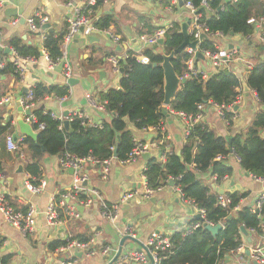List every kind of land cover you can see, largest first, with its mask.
Here are the masks:
<instances>
[{
	"label": "crops",
	"instance_id": "obj_1",
	"mask_svg": "<svg viewBox=\"0 0 264 264\" xmlns=\"http://www.w3.org/2000/svg\"><path fill=\"white\" fill-rule=\"evenodd\" d=\"M1 1L3 4L0 8V43L4 47L10 48L11 54H0V70L6 63H13L14 59L19 56L10 45L12 40H17L20 45L36 48L39 56L29 57L32 61L26 64L25 72L22 75L17 72V79L13 75L0 74V92H4L1 98H10L9 101L0 105L1 124L7 128L0 138V173L4 178V183H0V193L6 195L15 210L24 212L23 208L27 210L30 204L36 211L35 231L27 235L21 234L17 228L9 225L0 215V256H11L9 264H59L63 257L57 251L59 246L54 250H49L48 246L57 240L66 243L67 236L77 240L84 237L86 240L95 237L98 243H108L118 249L121 238L128 235L127 232H124V227L128 226L133 234L130 236L135 240L126 239L123 242L121 252H125L144 247L147 238L152 235L171 236L179 230H188L191 222L195 220L194 216L198 213V208L184 200L174 184L162 186L148 200L135 197L125 203H119L116 225L101 217L99 204L97 200H94L89 206L77 203L78 207L82 206L81 210L78 209V218H72L65 228H55L46 222L43 211L46 210L51 197L69 188L72 181L70 168L61 166L62 157L60 154L43 155L40 164L41 174L38 180H44L46 185L40 193L32 194L24 185L26 180L33 177L25 170L27 157L23 148L19 149L22 152L21 156L19 152L10 151L5 140L8 134L17 141L27 136L21 132V127L18 124V120L26 122L27 117L24 113L27 109L21 105L20 100L37 83L46 86L66 85L68 93L62 97L47 94L43 98L33 101L30 108L31 113L42 109L54 118L61 120L62 125L63 121L68 120L71 115L83 116L89 123L98 127H101L103 122H110L112 114L105 108L101 110L91 105L86 98L87 95H90L94 101L98 102V92L118 87L119 79L126 71V67L123 73L114 70L110 58L121 57V60H125L127 52L131 51L135 53V58L141 61L143 56L140 55V52L143 45L139 41L141 35L139 31L143 26L142 18L158 28L168 26L175 21L182 25L184 22H190L187 9L180 6L179 2L173 4L169 1L167 5H164L159 0H108L100 5L95 4L91 14L94 26L91 34L84 36L79 32L69 42H64L62 38L60 63L51 68L47 55L42 54L43 50L46 52L43 41L47 32L53 33L54 36L63 32V37L66 34V17L74 11L73 7L68 5V0ZM72 3L74 6L81 7L85 4V0H72ZM33 14H38V17H46L47 22L45 23H50V27L43 28L45 24L43 23L40 31H31L27 24V18ZM103 15H110L113 18V24L105 30H100L95 27V22ZM259 19H263L262 24L260 26L253 24L254 31L250 36L241 34L211 36L215 47L229 49V46L232 45V50H235L239 55V59L232 63L234 72L240 80H244L246 68H248L244 64L245 61L250 66L254 62L253 58L256 56L254 46L264 44V18L255 20ZM259 59L264 61L263 51ZM63 65H68L71 72L70 77L77 79L73 85L67 84V78L63 75ZM121 67H123V63L119 65V68ZM194 67L205 76H208L216 68L211 66L204 56L195 60ZM24 89H27L25 93ZM235 105L237 108L234 110ZM164 106L167 110L168 106ZM263 106L259 103L253 90L245 92L241 85V92L237 95L234 103L230 105V108H226V111L233 114L231 123L219 115L220 106L212 103H207L204 106L205 111L202 112L200 121L205 122L216 134L230 137L246 132L255 114L264 109ZM64 113L67 114V117L64 116ZM29 124L33 132L38 134L39 130H34L32 123ZM127 127L135 139L151 145L147 151L150 156L162 159V155L157 149V143L150 141L156 133L153 129L139 130L132 123H128ZM186 127L185 117L173 111L167 112L162 126L168 141L165 148L167 151L180 152L185 143ZM260 135L264 137V130L260 132ZM146 160L147 158H143L142 154L128 162H121L113 158L106 178L101 176L100 167L87 164L84 170L87 176L85 186L97 190L101 197L109 203L118 202L123 192L144 189L143 170ZM224 160L231 167V174L222 178L220 182H215L216 178L213 176L208 182L218 195H220L219 190H223L224 193L221 195L224 196L233 192L243 193L244 196L239 201V207L247 206L252 210L256 200L264 193V180H257L243 170L238 159L232 153ZM152 199H155V202H152ZM248 235L251 242H247L242 234L243 244L241 246L243 250L227 254L219 264H264V233L253 231L248 232ZM257 248L260 250L261 259L259 262H255L251 258V252ZM246 250H249L250 253L246 254ZM73 253V264H107L109 262L100 253L93 256H87L81 250H74ZM124 264L151 263L146 259L141 263L131 260Z\"/></svg>",
	"mask_w": 264,
	"mask_h": 264
},
{
	"label": "trees",
	"instance_id": "obj_2",
	"mask_svg": "<svg viewBox=\"0 0 264 264\" xmlns=\"http://www.w3.org/2000/svg\"><path fill=\"white\" fill-rule=\"evenodd\" d=\"M104 1L108 0H96V4L100 5ZM159 1L167 5L170 0ZM189 1L201 13L200 22H203L209 30V34L202 38L199 44L200 50L216 51L211 38L216 33L228 35L232 31L234 34L250 36L254 26L248 20L251 17L264 18V0L227 2L207 0L209 11L200 10L201 0ZM142 23V29L139 31L141 35L151 34L158 29L145 18H142ZM112 24L113 18L110 15H103L95 22V27L105 30ZM62 38L63 32L56 36L47 32L45 36L43 47L51 61L62 56L60 48ZM183 39L181 25L175 21L168 25L161 45L156 49L152 46L141 49L140 55L146 57L148 63L137 60L135 53L127 52L126 71L120 77L118 87L97 93L99 104L112 114L110 122H103L101 127H98L89 123L83 116L71 115L68 118V128L65 129L61 120L42 109H37L32 112L36 118L32 127L37 130L41 123L43 128L38 131L36 139L26 136L18 142V145L23 148L27 157L25 170L33 177L30 181L37 183L41 174V158L45 154H60L61 159L91 156L96 160H104L113 157V148L116 147L115 159L125 161L133 147L134 138L127 127L128 123H132L139 130L153 129L156 133L150 141L157 143L162 159L155 156L147 158L143 170L146 187L161 188L172 179L184 200L191 202L198 209L205 210L203 220L195 219L190 224L199 223L197 228L189 232L179 230L169 236L170 245L158 249L156 264H217L243 244L240 225H243L248 232L264 233V228L261 226L264 223V203L258 212H253L247 206L239 207V201L244 194L233 192L225 195L228 202L222 207L218 203L217 192L208 182L213 176L216 178L215 182H220L222 178L231 174V167L224 160L230 153L236 156L243 170L255 177H264V137L260 135L264 130V109L255 114L246 132L230 137L216 134L203 121L193 122L190 124L189 134L185 136V143L179 154L175 151H167L165 148L168 141L162 130L167 112H181L185 117L194 118L205 111L204 106L207 103L224 107L232 105L241 92V80L234 72L233 61L216 67L206 78L201 74L184 78L183 75L187 72L185 61L189 55L183 50L175 54L171 64L175 74L185 81L180 85L166 110L163 104L162 53H171ZM188 39L193 41L190 33ZM10 45L20 57L39 56L36 48L20 45L17 40H12ZM263 49L264 44L254 46L256 56L253 58V64L246 68L244 77L247 86L254 91L261 105H264V61H261L259 56ZM196 59L198 60V57ZM118 64H122L121 59ZM0 74L18 78L12 62L6 63ZM30 90L33 93V101L47 94L62 97L68 93L66 85L46 86L42 83H37ZM3 93L0 92V98ZM163 110L166 113H163ZM232 115L226 109L223 110V117L229 123L232 122ZM6 130L7 128L1 124L0 117V138ZM115 132L120 133V140L117 143L114 142ZM55 198L58 201V195ZM85 198L86 194L83 191L77 194V200L82 201ZM23 210L26 212V208ZM59 211L61 213V209ZM203 222L211 225L221 224V229L216 236H212L203 228ZM81 240L85 241L86 238ZM65 244V241L57 240L49 244L48 249L54 250ZM10 259L11 256H0V264H9Z\"/></svg>",
	"mask_w": 264,
	"mask_h": 264
},
{
	"label": "built area",
	"instance_id": "obj_3",
	"mask_svg": "<svg viewBox=\"0 0 264 264\" xmlns=\"http://www.w3.org/2000/svg\"><path fill=\"white\" fill-rule=\"evenodd\" d=\"M173 4H177L180 0H170ZM183 7L187 9L189 16H190V23H189V33L193 37V41L196 42L195 49L186 47L184 50L189 55L188 59L185 61V64L187 66V72L183 75L184 78L190 77L192 75L200 74L196 68L194 67L195 60H196V51H200L202 55L208 59L211 66L213 67H220L223 64H225L228 61H234L239 59V55H237V52L232 49H221L216 47V51H210V50H200L199 44L202 40V35L209 34V30L207 26L203 22H200L201 19V13L191 4L189 0H182ZM68 5L72 6L74 11L70 16L66 17V28L67 32L63 37L64 42H69L77 33L81 32L84 36H88L91 34L92 30L94 29L93 26V19H92V12L93 8L96 4V0H85V4L81 7L74 6L72 3V0H68ZM2 1L0 0V8L2 6ZM200 10H207L209 11L210 8L208 6L207 0H201V9ZM47 22V18L43 16H39L38 14H33L29 18H27V24L31 31L37 32L40 31L41 25L43 23ZM249 23L257 24L260 26L263 22V19L255 20L254 18H250L248 20ZM168 26L160 27L151 34H142L139 36V41L143 45V47L146 46H153L157 44L158 39L164 38V35L166 33ZM220 34V33H216ZM215 35V34H214ZM42 54L47 55L46 52L43 50ZM47 58L49 59L48 55ZM121 57H111L110 60L113 63L114 70H119V60ZM243 60V58H240ZM29 61H32L29 57H19L17 56L14 61V67L16 72H18L19 75H22L25 72L26 64L29 63ZM60 63V59H56L55 61H51L49 59V66L53 68L55 65ZM245 66L250 67V64L245 61ZM1 66V65H0ZM63 75L65 78L70 77V67L68 65H63ZM203 78H206V76L202 73L201 74ZM88 102L97 107L98 109H104V106L102 104L97 103L94 101V98L90 95L86 96ZM9 97L0 98V105L9 101ZM21 105L30 111V108L33 104V93L31 90L27 91V93L21 98L20 100ZM200 109L202 108L201 105L198 106ZM226 108H230V106H220L219 115L223 116V110ZM185 117V114L178 113ZM187 122V127L185 128V136L189 134V127L190 124L193 122H196L201 119V114H197L194 118L193 117H185ZM26 121L28 123H33L36 121L35 116L30 112L29 115L26 117ZM43 128V124L38 125V130ZM7 148L10 151L19 152V154L22 156V152H20V147L18 145V142L12 135L8 134L5 137ZM150 144H145L142 141H139L135 138H133V147L129 153V157L125 161L121 162H128L131 160H134L139 155L146 153L149 148ZM114 157L104 160H96L95 158L88 156L83 158H64L61 159V166L64 168L69 167L72 169V181L68 189L58 194V201H56L55 196L51 197L48 203V206L46 210L43 211V216L46 220V222L57 228V227H63L65 228L70 220L72 218H78V210H77V203L80 202V204L84 206H89L94 200H97L101 217L105 218L109 222H111L113 225H116L117 220V209L119 206V203H125L135 197H138L142 200H148L150 197H152L155 192L159 191L160 188L156 189H150L146 187V180H144V189L142 191H125L122 193L121 198L118 202H112L109 203L106 200H104L99 192L95 190L94 188H87L84 185V182L87 181V176L84 172L85 166L87 164H93L100 167L101 176L103 178H106L108 172H109V166L111 161ZM253 178L257 180H264V177H255L252 175ZM0 181H4L3 175L0 173ZM37 183H32L30 180H26L24 182L25 188L32 194L40 193L45 185L46 182L44 180H37ZM179 190V189H177ZM84 192L86 194V198L82 201L77 200V194L79 192ZM218 203L225 207L228 198L224 195H218L217 196ZM264 203V193H262L259 198L256 200L254 204V208H252V211L259 210ZM61 209V213L59 211ZM200 216L202 217V220L204 219L205 210L198 209L197 210ZM0 215L2 218L12 227L17 228L21 234L27 235L31 234L35 231L36 228V222H35V215L36 211L33 205L28 206L26 212H20L13 208V206L10 204V202L7 200L6 195L3 193H0ZM199 226V223L192 224L188 228V232L197 228ZM264 227V224L262 225ZM124 232H127L128 235H133L130 232L129 227H124ZM170 237L166 235H152L147 238L146 242L144 243V248L136 249V250H129L125 252H121L117 257H115V254L117 252V249L109 245L108 243H98L97 239L95 237H91L85 241L72 239L70 236L66 237V244L63 246H60L57 251L60 252V254L63 256L62 260L59 262V264H73L72 259L74 257V250H81L82 252H85L87 256H93L95 254H102L104 255L110 264H124L129 263L131 260L133 261H139V263L144 262L147 257V252L150 254L152 258L153 264L157 263V251L158 249H163L166 246L170 245ZM243 247L240 245L235 251H242ZM233 251V252H235ZM232 252V253H233ZM259 248L253 249L251 252V258L255 262L260 261L259 256ZM119 257V258H118ZM118 258V259H117ZM221 262V261H219ZM219 262L217 264H219Z\"/></svg>",
	"mask_w": 264,
	"mask_h": 264
},
{
	"label": "water",
	"instance_id": "obj_4",
	"mask_svg": "<svg viewBox=\"0 0 264 264\" xmlns=\"http://www.w3.org/2000/svg\"><path fill=\"white\" fill-rule=\"evenodd\" d=\"M179 5L180 6H183V2L182 0L179 1ZM202 11V10H201ZM189 21L188 22H184L182 25H181V32L183 34V41L182 43L176 48L174 49L171 53L169 54H163L162 53V58H163V61L161 63V67L163 69V75H164V84H163V92H164V98H163V104L168 106L171 102V99L175 96V94L178 92L179 88H180V85L185 81L184 78H179L175 72H174V69H173V66L171 64V60L174 58L175 54L177 53H180L181 51H183L186 47H189V48H192V49H195L196 47V42L195 41H189L188 39V26H189ZM53 26H55V24H52ZM50 27V23H45L43 25V28H49ZM230 35H233L234 33L231 31L229 33ZM205 35H202V38H204ZM164 41V38H160L158 39L157 41V44L153 45L152 48L153 49H156L158 47V45H161ZM118 50L120 49L119 47L117 48ZM229 49H233V46L230 45L229 46ZM11 54V50L10 48L8 47H4L1 43H0V54ZM263 53H264V50H263ZM196 57L198 58H203V55L200 51H196L195 53ZM141 62L142 63H148V59L146 57H143L141 59ZM122 63H123V67L119 68V71L121 73L124 72L125 70V67H126V61L124 59H122ZM155 65V64H153ZM77 79L73 78V77H69L67 78L66 82L67 84L69 85H73L74 83H76ZM241 85H242V89L243 91L245 92H249L250 89L249 87L246 85V83L244 82V80H241ZM27 91V89H24L23 92L25 93ZM236 105L235 107L233 108L234 110L236 109ZM264 108V106H263ZM163 113H166L165 110L162 111ZM24 113L26 115H29L30 114V111L29 110H25ZM64 116L67 117V114L64 113ZM27 122V121H26ZM24 122L22 120H18V124L19 126L21 127V132L25 133L27 136H30L32 139H36L37 137V133L36 132H33L30 124L27 122ZM63 125H64V128L67 129L68 128V120H64L63 121ZM120 140V133L119 132H115V138H114V142H119ZM116 147L113 148V157L116 158ZM177 154H179V152H177ZM143 158H148L150 157V154L148 152L146 153H143L142 154ZM19 169H21V166H19ZM70 171L72 172V169H70ZM0 183H4V181H0ZM169 185H173L174 184V181L173 180H170L168 182ZM84 185H86V182H84ZM223 190H219V194H223ZM152 202H155V199H152ZM81 210L82 209V206H77V210ZM230 217V216H229ZM194 218L196 220H202V217L200 216L199 213H197ZM202 226L204 229L208 230L212 236H216L217 233L219 232V230L221 229V224H215V225H211L207 222H203L202 223ZM240 229V232L245 236L246 238V241L247 242H251V238L250 236L248 235V231L245 229V227L243 225H240L239 227ZM135 240L133 239L130 235H125L121 238L120 242H119V248L117 249V252L115 254V257H117L121 251H122V245H123V242L125 240ZM144 248V247H142ZM141 249V248H139ZM246 254H249V250H246L245 252ZM147 260L150 261L151 264H153L152 262V258L150 256V254L147 252V257H146ZM111 262H108L107 264H110Z\"/></svg>",
	"mask_w": 264,
	"mask_h": 264
}]
</instances>
